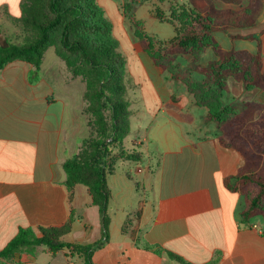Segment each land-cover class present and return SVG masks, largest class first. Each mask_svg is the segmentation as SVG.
I'll use <instances>...</instances> for the list:
<instances>
[{"label": "crops", "instance_id": "crops-1", "mask_svg": "<svg viewBox=\"0 0 264 264\" xmlns=\"http://www.w3.org/2000/svg\"><path fill=\"white\" fill-rule=\"evenodd\" d=\"M122 2L105 0L100 6L106 14L107 5L114 3L125 25ZM160 2L169 3L166 11L158 9L168 19L171 6L186 0ZM248 2L220 0L216 6L240 9ZM23 3L0 0V26L20 19ZM213 37L224 53H261L264 65V0L253 26L215 31ZM128 38L129 48L121 52L126 57L131 133L137 136L132 148L125 147L140 152L147 168L139 170L137 181L121 169L128 161H119L108 174L110 240L94 253V264H181L172 255L190 264H264V220L244 221V195L226 187L246 165L244 155L221 145L219 127L205 120L208 109L196 105L186 85L155 64L135 35ZM176 59L178 64L180 59L187 65L192 61L191 56ZM217 59L209 47L197 65L206 67ZM64 75L55 53H48L39 69L16 60L0 70V250L23 228L41 235L40 228L63 226L71 216L73 228L64 241L89 244L101 239L100 211L89 189L66 185L64 164L77 153L85 123L82 87L66 84ZM192 75L202 79L196 71ZM223 100L254 120L264 113V88L246 90L233 77L226 81ZM132 117H138L136 126ZM140 202L139 231L132 239L123 227ZM10 264L85 260L41 246L16 255Z\"/></svg>", "mask_w": 264, "mask_h": 264}, {"label": "trees", "instance_id": "trees-1", "mask_svg": "<svg viewBox=\"0 0 264 264\" xmlns=\"http://www.w3.org/2000/svg\"><path fill=\"white\" fill-rule=\"evenodd\" d=\"M218 1L186 0L182 5L171 6L168 19L157 11L155 15L159 20L181 27L165 53L156 52L152 39H149L151 37L139 31V27L143 26L141 21H135V36L141 43L150 42L145 45V51L157 66L172 74L175 69L173 56H192L195 65L207 48L212 47L215 51L218 59L200 68L206 79L187 84V89L196 105L208 109L205 120L214 121L219 126L221 145L242 153L246 159L240 173L226 182L230 191H241L246 199L242 212L244 221L258 216L264 220V158L260 157L264 153V113L254 120L252 115L238 113L223 100L229 77L242 82L246 90L264 88L261 53H224L213 37L215 31L229 32L253 26L260 13L261 0H248V6L240 9L218 8ZM136 4L138 2L134 1L124 7L126 17H135ZM20 19L31 34L20 45L0 38V70L16 60L39 69L48 48L53 45L54 34L58 32L56 54L75 76H81L86 81V113L91 135L82 139L80 151L66 160L64 169L66 185L70 190L79 184L89 189L93 204L99 207L102 236L89 244L64 241V237L72 231L73 216L63 226L40 228L41 235L23 228L0 250V264H10L16 255L41 246L51 253L67 250L71 255L84 258L85 264H94V253L103 249L110 240L107 176L116 171L119 161L142 160L140 152L125 147V139L131 133L132 114L127 99L126 57L114 37L112 22L96 0H25ZM142 210L143 203L140 202L123 227L124 233L132 239L139 231ZM172 257L181 264H190L176 255Z\"/></svg>", "mask_w": 264, "mask_h": 264}, {"label": "rangeland", "instance_id": "rangeland-1", "mask_svg": "<svg viewBox=\"0 0 264 264\" xmlns=\"http://www.w3.org/2000/svg\"><path fill=\"white\" fill-rule=\"evenodd\" d=\"M96 1L98 2L99 5L100 3L105 4V0H96ZM122 1H123L122 2L123 9L124 7H127L128 5L132 4L134 1H137L138 4H136L135 18L132 19L130 17H127L125 25L122 22L123 18L119 15L115 4L109 3L107 5L106 16L109 20H111L114 26V37L121 44L120 50L122 49L126 50L129 48V43H127L128 42L127 39H130V38H128V35L129 34L135 35V30L137 29L136 27L137 25L134 23V21H141L143 23V26L139 27V31H142L143 33H145L147 37H151L149 39H152L153 41L152 45L154 46L156 52L159 51V53H165L164 51L165 49H168L169 43L172 42L171 40L176 39V37L181 31V27L175 26L167 21L161 22L155 16V13L158 11V9L162 11H166V7L168 6L169 3L167 2L164 4L160 2V0H145V1L122 0ZM24 4H25V0H24ZM26 4L28 5V3ZM30 34H31V30L30 32L28 31V29L24 26L22 19L11 20L9 22L4 21V24L0 26V38L10 43H14L18 45L24 44L26 40L29 39ZM58 39H59V33L56 32L53 36V42H52L53 45L50 48H48L46 55L48 53L56 54L55 45H57ZM146 44L149 45L150 42L147 41L146 43L145 42L141 43L143 49ZM180 56H188V55L173 56L174 58L173 63H174L175 69L172 71L173 74L170 71H166L167 73H170L173 77L181 80L182 83L186 85V87H187V84L189 83L202 82L203 80L206 79V76L200 70V68H203V66L197 65V62L194 65L192 61L189 65H187L186 62L182 59H180V62L178 64L176 58ZM57 57L61 60V58L58 55ZM61 61L65 67L64 82L66 84L76 85L77 88L82 87V91H83L82 92V115H83L84 123H85V126H84V129H85L84 136L85 137L84 138H87L91 135V128L89 125V116L86 113V107L88 105V102L85 99L86 81L81 76H77V75L75 76L72 70L68 69V66L66 65V63L63 60ZM192 71L198 72L202 79L198 80L194 78V76L192 75ZM62 74H63V71H60L61 77H62ZM137 120H138V117H132L133 126H136ZM136 136H137L136 132H132L125 139V146L127 148H132V142ZM144 145L146 146L147 144L145 143ZM81 146L82 144L78 146L77 152L80 151ZM144 148L146 149V147ZM129 150H132V149H129ZM263 154H260V157L262 159L264 158ZM146 168H147V165L145 162H142V160L141 161H128L127 163H124L121 165V169H126L131 174L134 181H137L139 178V174H140L139 170H144L145 172Z\"/></svg>", "mask_w": 264, "mask_h": 264}]
</instances>
